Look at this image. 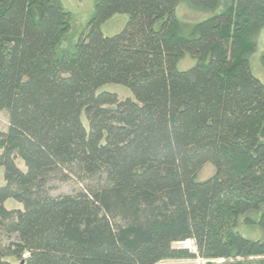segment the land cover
<instances>
[{"label": "trees", "instance_id": "trees-1", "mask_svg": "<svg viewBox=\"0 0 264 264\" xmlns=\"http://www.w3.org/2000/svg\"><path fill=\"white\" fill-rule=\"evenodd\" d=\"M181 3L206 16L183 24ZM69 30L59 0H0V264H264V239L236 231L255 212L264 230V0H97L58 56Z\"/></svg>", "mask_w": 264, "mask_h": 264}, {"label": "rangeland", "instance_id": "rangeland-1", "mask_svg": "<svg viewBox=\"0 0 264 264\" xmlns=\"http://www.w3.org/2000/svg\"><path fill=\"white\" fill-rule=\"evenodd\" d=\"M63 9L70 15V30L65 35L63 40L56 48V54L61 56L64 51H73L75 44L81 34L85 32L88 22L94 15L95 4L97 0H59ZM175 15L179 21H182L183 24H194L201 21L202 18L206 16L205 13L195 11L189 8L186 4L181 3L176 11ZM128 20L127 14H115L105 20L100 25V31L103 36H113L118 34L125 26ZM260 42L256 52L250 58V69L251 73L257 77L264 84V69L262 68L259 62V56L264 50V33H261ZM196 64V60L190 58L188 55H185L177 64V69L180 71L186 70L193 67ZM110 92L117 95L119 99L130 98L133 99V96L130 90L119 84H106L98 88L97 92ZM7 113L5 111L0 112V131L4 132L7 128ZM19 166L22 167V164L18 162ZM214 172L212 165H205L201 171H199L198 179L199 181L205 180L210 177ZM3 170L0 168V185L3 184ZM81 189L80 185L76 184L74 181L58 185L52 191L53 196H59L64 194H71ZM6 209H16L21 208L19 203H16L12 200H8L4 203ZM251 218L255 222L258 220L259 213H248L239 218L236 231L238 234L249 240H263L264 239V230L259 228L257 225H248L244 222L245 218ZM6 243V241H4ZM176 248H185L191 252H195L193 242L186 241L182 243H177L174 245ZM220 262V261H219ZM158 264H205L204 260L193 259V260H167L162 261Z\"/></svg>", "mask_w": 264, "mask_h": 264}]
</instances>
